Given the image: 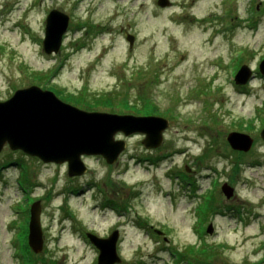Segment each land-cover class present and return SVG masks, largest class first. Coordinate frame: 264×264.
Listing matches in <instances>:
<instances>
[{"label":"rangeland","instance_id":"rangeland-1","mask_svg":"<svg viewBox=\"0 0 264 264\" xmlns=\"http://www.w3.org/2000/svg\"><path fill=\"white\" fill-rule=\"evenodd\" d=\"M156 2L0 0V100L32 84L67 102L116 93L133 105L140 99L153 105L148 114L169 121L155 150L143 147L142 135H130L112 165L83 156L82 176H68L65 163H45L4 146L0 264H97L98 250L86 234L107 237L114 230L121 258L114 264H176L174 251L198 241L195 208L206 189L213 184L219 193L225 181L234 191L215 201L218 215L210 213L204 222L214 233L205 228L203 240L224 244L214 250L229 259L264 253V76L258 70L264 0H169L164 7ZM51 9L67 15L68 26L58 50L46 53ZM49 36L52 47L54 31ZM244 64L253 74L235 84L233 76ZM44 73L49 75H39ZM74 105L119 113L113 104ZM231 132L248 134L251 147L232 149L226 139ZM35 200L41 206L39 253L27 242ZM150 224L164 228L168 241L148 235Z\"/></svg>","mask_w":264,"mask_h":264},{"label":"water","instance_id":"water-1","mask_svg":"<svg viewBox=\"0 0 264 264\" xmlns=\"http://www.w3.org/2000/svg\"><path fill=\"white\" fill-rule=\"evenodd\" d=\"M156 3L164 7L169 4V0H157ZM45 21L43 49L50 53L51 50L57 51L60 46L68 16L52 9ZM52 31L56 43L49 47ZM126 39L131 46L133 36L127 35ZM258 70L264 76V58L259 62ZM252 74L247 65H241L234 75L235 84H245ZM168 126L169 121L162 116L81 109L61 100L53 91L33 84L15 90L6 100L0 101V152L7 145L11 150H21L45 163H65L68 176H80L87 171L82 156H102L108 164L116 161L126 148L124 139L115 138L117 133L125 138L135 133L144 134L141 140L143 146L155 148L161 144L162 133ZM259 137L264 141V127ZM226 139L236 150L246 151L252 144V138L245 133L231 132ZM221 190L227 198L233 193V188L226 183L221 186ZM40 210L39 201L31 204L27 242L35 253L41 251L43 244ZM207 232L211 233V226H208ZM87 236L99 250L97 264L121 261L116 251L117 230L112 231L107 238L90 233Z\"/></svg>","mask_w":264,"mask_h":264},{"label":"flooded vegetation","instance_id":"flooded-vegetation-1","mask_svg":"<svg viewBox=\"0 0 264 264\" xmlns=\"http://www.w3.org/2000/svg\"><path fill=\"white\" fill-rule=\"evenodd\" d=\"M119 136L120 134H117V138H119ZM156 148L145 149L151 151L155 150ZM145 159H150V156H145L144 160ZM211 182L212 181H210V183ZM213 190L214 189L212 184L209 186V188L206 189V193L203 195L204 199L195 208L198 217V222L196 224L197 232L199 233V235L196 237L198 238V241L187 243L183 246L182 249H179V251H174V255L176 256H174L176 259V264H264V253L262 252V249L245 252L244 255L240 257V259H229L228 256L223 257L219 249L214 250L215 246H222L223 248V246H225L224 244L221 245L219 243L213 247V245L208 244L209 241L203 240L204 237H206L204 234L205 228L206 232L208 228V226H205L204 223L208 218L207 215L212 213L211 216L214 217L215 215H218L220 211V209L218 208V204L215 201L219 198V196H222L223 193H215V191ZM108 205L110 204L108 203ZM148 226L150 228V231L147 232L148 235L159 237L163 241H168L167 237L165 236L166 232L164 231V228H162L161 230L160 227H155L152 224ZM213 233L214 228L212 226L210 235H213ZM259 252H261L260 257ZM140 264L143 263L140 262Z\"/></svg>","mask_w":264,"mask_h":264},{"label":"trees","instance_id":"trees-1","mask_svg":"<svg viewBox=\"0 0 264 264\" xmlns=\"http://www.w3.org/2000/svg\"><path fill=\"white\" fill-rule=\"evenodd\" d=\"M40 76H46V75H49V74H39ZM36 81H39L41 82V77H38L35 78ZM115 101V103H114ZM68 102H72L73 104H82L84 105L86 108H89V109H94V108H97L99 106H103L105 108H109V109H113L112 108V104L114 105V109H117L116 111L119 112V113H124V112H136L137 114H140V113H153L154 112V106L149 104V103H143L140 99V104H131L129 103L127 100H122L120 99V97L117 96L116 93H111V94H107V95H104V96H98L97 99L95 98H90V99H87V98H83V97H80V98H76L71 101H68ZM115 111V110H114Z\"/></svg>","mask_w":264,"mask_h":264},{"label":"bare ground","instance_id":"bare-ground-1","mask_svg":"<svg viewBox=\"0 0 264 264\" xmlns=\"http://www.w3.org/2000/svg\"><path fill=\"white\" fill-rule=\"evenodd\" d=\"M32 14V13H31ZM167 21L168 22H174V20L173 19H171L170 17H167ZM177 26H179L181 23H175ZM28 44H29V40H28ZM138 135H142V138H141V140L143 139V137L145 136L144 134H140V133H138Z\"/></svg>","mask_w":264,"mask_h":264}]
</instances>
